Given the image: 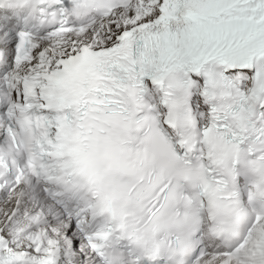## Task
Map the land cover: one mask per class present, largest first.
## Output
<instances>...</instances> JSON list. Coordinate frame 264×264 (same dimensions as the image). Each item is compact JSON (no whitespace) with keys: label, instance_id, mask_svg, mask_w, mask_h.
<instances>
[{"label":"snow or ice","instance_id":"1","mask_svg":"<svg viewBox=\"0 0 264 264\" xmlns=\"http://www.w3.org/2000/svg\"><path fill=\"white\" fill-rule=\"evenodd\" d=\"M0 264H264V0H0Z\"/></svg>","mask_w":264,"mask_h":264}]
</instances>
